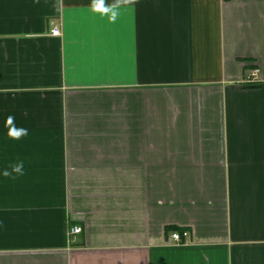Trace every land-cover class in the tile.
Masks as SVG:
<instances>
[{
	"label": "crops",
	"instance_id": "0c3cea01",
	"mask_svg": "<svg viewBox=\"0 0 264 264\" xmlns=\"http://www.w3.org/2000/svg\"><path fill=\"white\" fill-rule=\"evenodd\" d=\"M90 3L0 0V264H264V0Z\"/></svg>",
	"mask_w": 264,
	"mask_h": 264
},
{
	"label": "clouds",
	"instance_id": "9594fccd",
	"mask_svg": "<svg viewBox=\"0 0 264 264\" xmlns=\"http://www.w3.org/2000/svg\"><path fill=\"white\" fill-rule=\"evenodd\" d=\"M38 4L39 0H34ZM136 0H112V3H107V0H91L89 8L93 13H98L101 16L107 17L109 22H115L118 17V10L122 7L132 6ZM4 127L7 129V137L11 140H21L29 134L27 128L17 126L15 116L9 114L5 118ZM3 177L15 180L25 174L24 162L16 161L9 163L2 171Z\"/></svg>",
	"mask_w": 264,
	"mask_h": 264
},
{
	"label": "built area",
	"instance_id": "2783aa9c",
	"mask_svg": "<svg viewBox=\"0 0 264 264\" xmlns=\"http://www.w3.org/2000/svg\"><path fill=\"white\" fill-rule=\"evenodd\" d=\"M51 33L54 36H60L61 35V31L58 27H53ZM69 231H70L71 235H74V234L80 233L82 231V229L78 226H75V227L70 228ZM189 235H190V233L188 230H183L182 232L174 231L171 234L170 242H173L176 244H185L188 242Z\"/></svg>",
	"mask_w": 264,
	"mask_h": 264
},
{
	"label": "trees",
	"instance_id": "16d2710c",
	"mask_svg": "<svg viewBox=\"0 0 264 264\" xmlns=\"http://www.w3.org/2000/svg\"><path fill=\"white\" fill-rule=\"evenodd\" d=\"M175 230L182 232L183 231V228H175Z\"/></svg>",
	"mask_w": 264,
	"mask_h": 264
}]
</instances>
